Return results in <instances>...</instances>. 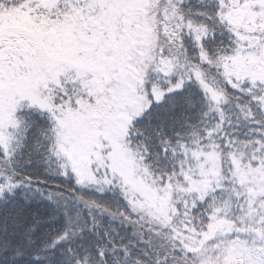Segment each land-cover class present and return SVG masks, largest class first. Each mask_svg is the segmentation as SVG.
Returning a JSON list of instances; mask_svg holds the SVG:
<instances>
[{"label":"snow or ice","instance_id":"6c2138e0","mask_svg":"<svg viewBox=\"0 0 264 264\" xmlns=\"http://www.w3.org/2000/svg\"><path fill=\"white\" fill-rule=\"evenodd\" d=\"M0 264H264V0H0Z\"/></svg>","mask_w":264,"mask_h":264}]
</instances>
